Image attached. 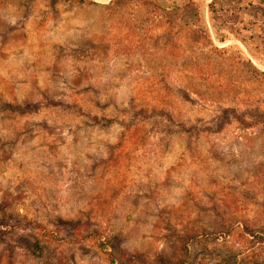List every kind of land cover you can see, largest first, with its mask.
I'll list each match as a JSON object with an SVG mask.
<instances>
[{
    "label": "rangeland",
    "instance_id": "1",
    "mask_svg": "<svg viewBox=\"0 0 264 264\" xmlns=\"http://www.w3.org/2000/svg\"><path fill=\"white\" fill-rule=\"evenodd\" d=\"M263 235L264 0H0V264H264Z\"/></svg>",
    "mask_w": 264,
    "mask_h": 264
},
{
    "label": "trees",
    "instance_id": "2",
    "mask_svg": "<svg viewBox=\"0 0 264 264\" xmlns=\"http://www.w3.org/2000/svg\"><path fill=\"white\" fill-rule=\"evenodd\" d=\"M8 108H9L10 111H15L16 110V111H19V112H24V111L30 110L31 109V105L28 108L27 103H25V104L16 103V104H11ZM228 111H229L228 107H225V108L222 109V113H226ZM227 116H228V114H227ZM92 119H97V116H92ZM101 119H105V120H107L106 122H108V121H110L113 118H107V119L106 118H101ZM181 125L183 126V128L180 127V130L182 132H196V133H198L200 131H206V130L214 131L213 130V126L211 124L210 125L206 124V125H201V126H199L197 124H190L188 126L185 125V124H181ZM80 225H83V224H79L78 226H80ZM90 235H92L94 237H97L98 241H101L97 229L92 230ZM261 239H264V235L261 237ZM99 243H100L99 244L100 246H104L103 242H99ZM108 254H109L111 263L115 264V262H116L115 255L111 251Z\"/></svg>",
    "mask_w": 264,
    "mask_h": 264
}]
</instances>
